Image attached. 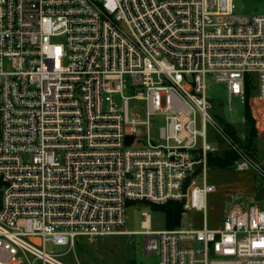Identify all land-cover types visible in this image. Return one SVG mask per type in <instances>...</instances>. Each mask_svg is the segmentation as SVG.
Masks as SVG:
<instances>
[{
  "label": "built area",
  "instance_id": "obj_1",
  "mask_svg": "<svg viewBox=\"0 0 264 264\" xmlns=\"http://www.w3.org/2000/svg\"><path fill=\"white\" fill-rule=\"evenodd\" d=\"M234 1L0 0V264H68L48 245L127 233L128 203L170 201L176 227L151 230L142 212L135 231L157 264H264L263 162L209 113L211 83L264 105V0L254 14ZM208 123L263 187L218 228ZM198 165L201 183L183 186Z\"/></svg>",
  "mask_w": 264,
  "mask_h": 264
},
{
  "label": "rangeland",
  "instance_id": "obj_2",
  "mask_svg": "<svg viewBox=\"0 0 264 264\" xmlns=\"http://www.w3.org/2000/svg\"><path fill=\"white\" fill-rule=\"evenodd\" d=\"M234 11L241 14H254L263 11L262 0H235ZM211 108L209 110L213 120L218 121L222 117L226 121L237 127V132L242 141L245 139L246 125L243 123V104L236 97L228 102L225 87L220 83H211L208 92ZM130 106H135L136 112L141 119L145 118L144 104L139 101H130ZM251 116L256 135L252 142V152H254L264 165V106L263 108L251 109ZM155 128L163 125L161 117L152 120ZM206 138L212 147V154H222L227 149L225 144L218 139L211 124L206 125ZM246 141V140H245ZM244 141V143H245ZM207 182L214 184L216 190L206 198L205 215L207 225L211 228H218L221 224L224 213L238 203L246 206L257 187L259 179L251 170L237 171L234 166L231 169H216L207 167ZM201 175H197L195 180L201 183ZM262 207V203H258ZM157 206L130 202L126 207V222L124 228L127 233L105 236L103 238L80 239L73 248L69 245H48V249L61 255L60 260L68 264H157L158 257L151 253L146 256L143 252L144 235L135 233L142 230V212L150 215V229H165V217ZM202 211L192 210L183 214V219L191 220L196 225L202 221ZM39 264V263H36Z\"/></svg>",
  "mask_w": 264,
  "mask_h": 264
},
{
  "label": "trees",
  "instance_id": "obj_3",
  "mask_svg": "<svg viewBox=\"0 0 264 264\" xmlns=\"http://www.w3.org/2000/svg\"><path fill=\"white\" fill-rule=\"evenodd\" d=\"M250 90L246 88V96L248 97ZM218 121L222 123L225 130L237 141L240 142L241 146L249 152L251 155H256L252 152V142L256 135V131L253 125V120L251 116V110L246 100L243 104V123L247 126L245 129V143L240 141L239 134L237 132V127L234 124L226 121L222 117L218 118ZM251 148V149H250ZM212 152V151H211ZM209 152L207 154V167L216 168V169H231L234 166L236 160V155L232 150L226 149L224 153H214V155ZM157 208L163 212L165 217V228L171 229L176 227L179 224L180 216L182 213V204L176 201L167 202L164 205L157 206Z\"/></svg>",
  "mask_w": 264,
  "mask_h": 264
},
{
  "label": "water",
  "instance_id": "obj_4",
  "mask_svg": "<svg viewBox=\"0 0 264 264\" xmlns=\"http://www.w3.org/2000/svg\"><path fill=\"white\" fill-rule=\"evenodd\" d=\"M197 145H199V140H198V144ZM253 157L256 160H260L257 155H253ZM200 170H201V165H198V167L195 169V171L190 176L186 177L183 186H185L188 183V181L190 180V178L196 176ZM262 194H263V187L260 185L259 187H257V189H256V191L254 193L253 200L254 201L261 200Z\"/></svg>",
  "mask_w": 264,
  "mask_h": 264
},
{
  "label": "crops",
  "instance_id": "obj_5",
  "mask_svg": "<svg viewBox=\"0 0 264 264\" xmlns=\"http://www.w3.org/2000/svg\"><path fill=\"white\" fill-rule=\"evenodd\" d=\"M249 105L252 107L251 109L253 110L254 108L257 109V108H263L264 105H261V104H256L255 101H252L251 103H249ZM253 198V197H252ZM251 198V200H252ZM250 200V201H251Z\"/></svg>",
  "mask_w": 264,
  "mask_h": 264
}]
</instances>
